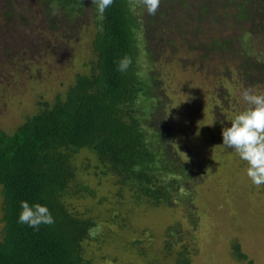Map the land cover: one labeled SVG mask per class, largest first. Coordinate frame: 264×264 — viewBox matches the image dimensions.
<instances>
[{"label":"trees","instance_id":"1","mask_svg":"<svg viewBox=\"0 0 264 264\" xmlns=\"http://www.w3.org/2000/svg\"><path fill=\"white\" fill-rule=\"evenodd\" d=\"M2 1L1 74L19 55L32 56L39 51L41 55L64 54L65 45L82 38L81 27L87 28L92 57L64 90L52 99H40L38 110L14 130L0 128V264H98L90 243L100 245L104 239L88 235V229L99 222L96 219L100 213L94 212L98 208L92 204L94 201L85 211L74 205L77 198L91 196L99 202L107 198L99 188L102 179L98 178L93 186L79 176L81 170L90 167L117 187L115 203L119 212L115 217H106L105 224L118 225L119 232L125 234L127 231L133 254H149L143 227L134 224V216L140 215L136 209L144 204L163 205L174 212L165 230L163 258L155 254L144 264L207 262L209 259L201 256L203 243L195 236L198 217L210 208L198 185L206 173L195 159L183 158L175 145L173 129V133L169 129L170 121L175 122L171 115L176 102L172 99L178 90L168 102L162 99L161 87L175 82L167 77L175 66L190 70L194 55L202 61L221 59L220 69L227 78L223 83L229 84L216 93L220 104L213 113L207 107L200 112H207L209 118L213 114L215 122H201L197 128L201 127L204 142L222 144V135L213 137L217 130L215 117L227 112L221 134V129L230 126L233 116L243 109L235 108L240 100L238 87L247 82L256 87L264 80V0H161L154 16L136 0H114L105 11L102 32L98 31L100 22L91 0ZM52 5L59 9L58 15H52ZM205 22L207 26L201 28ZM18 33L30 39V43L23 44L29 47L21 45L23 49L16 50L8 43L2 44V38ZM184 53L188 54L186 59L181 56ZM125 54L133 63L121 73L115 61ZM30 62H23L25 70L29 74L36 70L37 75L32 74L36 78L42 69L39 64L32 69ZM157 64L160 69L155 68ZM176 96L179 98L178 93ZM181 122L187 120L181 118ZM81 151H88L95 160L88 158L82 165L78 160ZM234 153L222 145L219 166L224 156L231 158ZM228 163L227 159L224 173L209 177V196L218 199L223 191L222 181L229 176ZM241 166L245 192L264 195V185L254 186L245 175L246 163L242 161ZM20 201L46 205L55 223L41 225L38 230L19 223ZM231 204H222L231 211L228 216L233 221L227 240L228 256L234 264H255L241 243L243 224L255 213L240 216L237 206L233 210ZM254 206L251 212H256L255 217L264 227V205L255 202ZM133 229L142 235L135 236ZM102 234L105 236L104 231ZM161 242L159 239L155 245Z\"/></svg>","mask_w":264,"mask_h":264},{"label":"rangeland","instance_id":"2","mask_svg":"<svg viewBox=\"0 0 264 264\" xmlns=\"http://www.w3.org/2000/svg\"><path fill=\"white\" fill-rule=\"evenodd\" d=\"M4 4L0 0L1 4ZM206 23V22H205ZM201 24V28L207 26L206 24ZM82 29V38L71 44L68 43L63 48L64 54L61 53H47L39 54L36 52L35 55L25 54L24 50L21 52L25 54V57L22 55L16 56L15 61L11 63V67L6 69L5 67L2 70L1 80H0V128H3L7 131L14 130L17 125H19L26 116L36 112L38 110V101L42 98L52 99L58 91L64 90L67 85L74 80L75 74L85 68L84 63L88 58L92 57V52L89 50V40L86 37L87 28L81 27ZM27 37V36H23ZM19 33L11 36L10 34L6 38H2V44L10 45L12 48L23 49L21 45L24 43H30V39H24ZM19 46V47H18ZM29 47V44L23 45ZM2 55V54H1ZM192 56V54H189ZM186 59L188 54H181ZM4 57V55L2 56ZM220 58V57H219ZM27 59V60H25ZM32 60V61H31ZM210 60V58L205 61L199 59L197 55L192 56V60L189 63L190 70L185 71L180 67L175 66L172 69L171 75L167 76L169 81H175L169 87H161L164 90L162 94V99H170V95L173 92L177 91L173 97V101L176 102V105L172 108L173 114L171 115L174 119L170 121L171 128L169 129L172 132L173 129V141L175 145L180 148L182 156L185 159H195L199 162L204 168L206 176L204 179H201L199 182V188L203 193V198L206 201L208 210L206 212H201V215L196 221V237L201 239L203 254L206 259H209L207 262L204 260H199V264H234L232 258L228 255L229 244L227 245V240L230 241L231 231L230 226L233 225V221L228 216L230 212L227 207H223L222 204H231V208L234 210L237 206L238 213L251 214L256 212L253 211L252 207L255 202L264 205V195L251 196L245 192V183L244 176H241L243 173V166H241L240 158L234 153L231 158L224 156L222 163L219 166V159L222 154V144L217 142H204L202 140V129L198 127L201 122L213 124L215 122L213 114L211 118L208 117V113L203 111L204 108H208V111L213 113L214 108L220 104V101L216 100V93L220 89L227 88L229 81L223 83L225 78L224 71L220 69L222 61ZM30 62V66L33 68L39 66L41 71L39 76H33L32 74L37 72L34 70L32 74H29L27 65L23 62ZM145 66V65H144ZM156 69H160L161 65H156ZM36 69V68H35ZM30 71V70H29ZM33 71V70H32ZM31 77H30V76ZM34 75H37L36 73ZM34 78V79H33ZM166 78V76H165ZM262 84L254 87L259 93H264V80L259 81ZM251 87L246 84H242L241 87H238V95L240 100L235 103V108L241 109L245 105L241 99V91L244 88ZM253 87V86H252ZM179 94V98L176 96ZM176 99V100H175ZM232 104L234 99L230 101ZM231 104V105H232ZM182 106L181 107L179 106ZM183 107H185L183 109ZM229 107V106H228ZM190 108V110H188ZM228 109L227 107H225ZM188 110L187 113L185 110ZM164 113V111H163ZM227 112L217 114L216 125L217 128L214 138L220 136V127L223 119L225 118ZM187 116L188 119H187ZM181 118L187 120L186 122H181ZM206 128L208 126H205ZM208 130V128H207ZM179 150V149H178ZM90 158L91 161H94V157L88 151H81L78 155V160L85 165ZM229 160L228 167L229 176L233 179L231 180L229 176L224 179L223 191L219 192L218 199L209 196L207 194L209 191L208 182L209 177L217 175L225 171V162ZM217 170V172H214ZM241 171V172H240ZM234 172V173H231ZM246 175V174H245ZM81 179L86 180L87 183H91L93 186L96 185L98 178L102 179V184L99 185L102 193L106 194L107 198L103 202H99L97 199L87 196L85 198L75 199L74 205L77 206L79 210H86L87 206H90V202L94 201V206L98 209H94V212L97 214L100 213V216L96 219L97 223L103 224L104 235L101 233L99 235L101 240L96 244L95 241L90 243L92 248V253L96 256L98 264H144L150 260L153 256L158 255L163 258V243L166 240V229L171 224L172 220L170 214L174 213L171 208L165 206L154 207L153 205L144 204L138 207L136 210L140 215L136 213L134 216V224H140L143 227V232L145 238L144 245L149 248V254L136 255L133 254L131 244H129V238L126 237L124 231L119 232L118 225L108 226L105 223L106 217H115L119 212L116 208V200L118 196L116 194L117 187L113 185L107 178H102L99 175L94 173V170L90 167L86 170H81L79 173ZM243 179V180H242ZM248 179V177H247ZM1 190V185H0ZM258 197L261 200L258 201ZM1 193H0V235L3 228V222L1 220L2 211H1ZM90 204V205H89ZM256 205V204H255ZM129 205H127L128 207ZM115 207V208H114ZM121 207V206H120ZM255 207V206H254ZM113 210H112V209ZM210 209V210H209ZM100 210V212H99ZM255 210V209H254ZM256 211V210H255ZM125 212V211H122ZM95 214V213H94ZM254 216L248 218L245 224H243L241 232L242 234V248L245 253L250 257L255 259V264H264V227L257 217ZM105 228V229H104ZM141 228V227H140ZM195 229V227H193ZM132 230L128 231L131 233ZM124 232V233H123ZM133 232L136 233L135 236H141V231L138 229H133ZM110 233V235L108 234ZM124 234V235H123ZM109 235V236H107ZM162 239L161 244L155 245L156 242ZM179 243H177V246ZM100 246V247H99ZM95 247V248H94ZM98 247V248H97ZM91 250V248H90ZM221 257L222 263L219 259ZM231 258V259H230ZM152 260V259H151ZM163 260V259H162Z\"/></svg>","mask_w":264,"mask_h":264},{"label":"clouds","instance_id":"3","mask_svg":"<svg viewBox=\"0 0 264 264\" xmlns=\"http://www.w3.org/2000/svg\"><path fill=\"white\" fill-rule=\"evenodd\" d=\"M96 7V18L100 22L98 31H103L105 11L114 0H91ZM146 9L149 15H155L159 10L161 0H136ZM52 15H58L59 9L52 5ZM117 71L126 73L133 61L125 54L115 61ZM241 99L245 107L233 116L230 126L221 129L222 145L232 149L246 163V175L251 183L260 187L264 185V93H259L254 87L242 89ZM21 211L18 222L39 229L41 225H52L54 218L46 205L30 204L20 201ZM103 224L97 223L88 229L89 237L95 238L103 232Z\"/></svg>","mask_w":264,"mask_h":264}]
</instances>
